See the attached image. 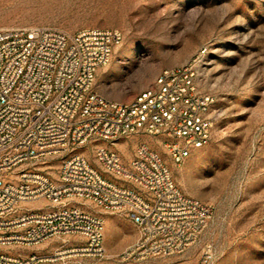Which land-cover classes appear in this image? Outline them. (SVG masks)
I'll return each mask as SVG.
<instances>
[{
    "label": "built area",
    "instance_id": "obj_1",
    "mask_svg": "<svg viewBox=\"0 0 264 264\" xmlns=\"http://www.w3.org/2000/svg\"><path fill=\"white\" fill-rule=\"evenodd\" d=\"M121 39L118 29L100 27L75 33L48 25L0 28V264L104 256L105 220L92 205L138 228L123 257L137 250L141 259L179 253L204 231L211 208L179 189L162 155L147 143L138 145L128 165L98 144L101 171L83 154H66L89 141L147 133L181 163L211 140L214 99L196 83V58L165 68L129 101L93 88L97 70ZM58 156L57 177L37 166ZM73 236L81 243L68 242ZM58 238L62 244L49 254L9 248Z\"/></svg>",
    "mask_w": 264,
    "mask_h": 264
},
{
    "label": "rangeland",
    "instance_id": "obj_2",
    "mask_svg": "<svg viewBox=\"0 0 264 264\" xmlns=\"http://www.w3.org/2000/svg\"><path fill=\"white\" fill-rule=\"evenodd\" d=\"M38 25L68 33L85 27L121 32L93 85L108 98L132 100L165 68L196 58V83L214 99L211 140L181 163L147 133L114 143L89 141L66 153L85 155L101 171L98 144L118 152L128 165L138 145L147 143L162 155L179 189L211 208L197 240L165 257L141 259L139 250L123 257L138 228L129 218L92 205L105 220V254L74 256L67 264H264V0H0V28ZM62 160L58 156L37 166L57 177ZM81 241L79 236L68 240ZM61 244L58 238L9 248L49 254Z\"/></svg>",
    "mask_w": 264,
    "mask_h": 264
}]
</instances>
